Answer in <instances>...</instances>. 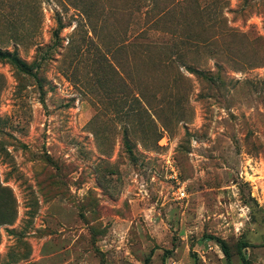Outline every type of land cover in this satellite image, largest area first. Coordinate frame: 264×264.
<instances>
[{
    "label": "rangeland",
    "instance_id": "obj_1",
    "mask_svg": "<svg viewBox=\"0 0 264 264\" xmlns=\"http://www.w3.org/2000/svg\"><path fill=\"white\" fill-rule=\"evenodd\" d=\"M0 49V264H264V0H0Z\"/></svg>",
    "mask_w": 264,
    "mask_h": 264
},
{
    "label": "trees",
    "instance_id": "obj_2",
    "mask_svg": "<svg viewBox=\"0 0 264 264\" xmlns=\"http://www.w3.org/2000/svg\"><path fill=\"white\" fill-rule=\"evenodd\" d=\"M56 36H57V33H56ZM184 45L188 48L196 47V45L195 46L193 44L191 45L188 42L184 43ZM196 48L199 49L198 47H196ZM185 50L186 49H184V51ZM0 60H4V61H7V62L13 64L20 71L35 75L33 72V67H35L34 65H35L36 58L32 63H28L17 53V51H8V50L4 51V50L0 49ZM191 69L199 77H201L203 79L208 78V76L203 71H201L200 69H193V68H191ZM209 237L215 238L219 242V245H220L223 253L225 254V256L228 260V264H232L231 263V253L229 251V248H228L226 241L221 239V238H217L215 236H209ZM247 245L248 244L246 242H243V241L238 242V245H237L238 253L240 254V257H241L243 264H251L249 259L246 257V255L243 252V248ZM149 259H150V255L146 258L145 264L148 263Z\"/></svg>",
    "mask_w": 264,
    "mask_h": 264
},
{
    "label": "built area",
    "instance_id": "obj_3",
    "mask_svg": "<svg viewBox=\"0 0 264 264\" xmlns=\"http://www.w3.org/2000/svg\"><path fill=\"white\" fill-rule=\"evenodd\" d=\"M167 164H168V166L171 167V170L174 172V167H173V164H172L170 158H167ZM177 193H178V195H179L180 197H185V196H186V189H185L184 184L179 185V186L177 187Z\"/></svg>",
    "mask_w": 264,
    "mask_h": 264
}]
</instances>
